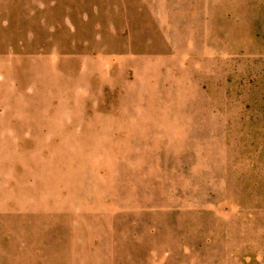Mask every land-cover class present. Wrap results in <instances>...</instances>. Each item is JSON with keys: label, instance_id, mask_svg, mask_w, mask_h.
Instances as JSON below:
<instances>
[{"label": "rangeland", "instance_id": "rangeland-1", "mask_svg": "<svg viewBox=\"0 0 264 264\" xmlns=\"http://www.w3.org/2000/svg\"><path fill=\"white\" fill-rule=\"evenodd\" d=\"M0 264H264V0H0Z\"/></svg>", "mask_w": 264, "mask_h": 264}]
</instances>
